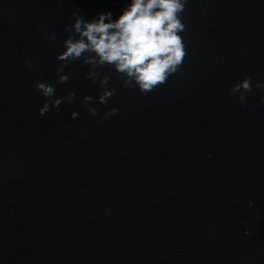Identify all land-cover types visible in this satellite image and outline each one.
Segmentation results:
<instances>
[{"label":"clouds","instance_id":"clouds-1","mask_svg":"<svg viewBox=\"0 0 264 264\" xmlns=\"http://www.w3.org/2000/svg\"><path fill=\"white\" fill-rule=\"evenodd\" d=\"M188 0H130L121 10V14L113 18L111 11L102 12L91 20H85L78 12H72V23L65 25L68 33L63 40V51L56 59L61 62L56 69L57 84L69 80L64 74V68L70 62L79 61L88 66L85 78L96 83L100 69L109 67L122 77L125 88H136L141 94L154 91L164 85L168 78L180 70L187 55L185 44L180 33L185 31L182 17ZM49 40L57 39L55 34L48 36ZM34 61H26V67L31 69ZM111 77L103 75L99 79L102 89L96 98L99 104H106L114 93L109 88ZM251 77L244 78L235 84L230 95H237L243 105L247 96L253 91ZM36 90L46 99L39 109V114H46L51 108H58L63 102L71 103L76 99V92L70 91L67 96H56V85L47 82H37ZM255 88L264 89V83H257ZM93 97L85 95L83 105L89 114H99L98 108L90 106ZM118 108H111L101 117V121L116 115ZM74 111L72 119L78 118ZM251 206V205H250Z\"/></svg>","mask_w":264,"mask_h":264}]
</instances>
